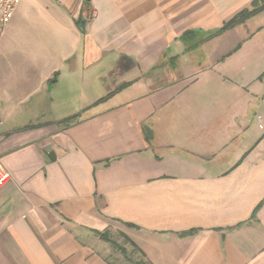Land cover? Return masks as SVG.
<instances>
[{"label":"crops","instance_id":"1","mask_svg":"<svg viewBox=\"0 0 264 264\" xmlns=\"http://www.w3.org/2000/svg\"><path fill=\"white\" fill-rule=\"evenodd\" d=\"M253 1L21 0L0 264H116L105 231L146 264H264V9L221 31Z\"/></svg>","mask_w":264,"mask_h":264},{"label":"rangeland","instance_id":"2","mask_svg":"<svg viewBox=\"0 0 264 264\" xmlns=\"http://www.w3.org/2000/svg\"><path fill=\"white\" fill-rule=\"evenodd\" d=\"M24 36H27L31 39V43L35 45L36 47H39L40 44H42V41H40L36 29H33V31L28 33L25 31ZM111 237L118 242L121 246L126 248V253H124L121 249L114 246L113 244H109L111 248V253L109 254V257H112L113 261L116 264H143L144 257L142 254L137 250L125 237V235H122L120 232H111Z\"/></svg>","mask_w":264,"mask_h":264},{"label":"trees","instance_id":"3","mask_svg":"<svg viewBox=\"0 0 264 264\" xmlns=\"http://www.w3.org/2000/svg\"><path fill=\"white\" fill-rule=\"evenodd\" d=\"M87 3L89 2V0H86ZM262 9H264V0H254L253 4H252V8H246L243 9L241 12H239L238 14H236L231 20H229L224 27L222 28L221 31H224L240 22H244L247 19L251 18L252 16L256 15L258 12H260ZM238 48V47H237ZM74 120L73 118H70L68 120H65L63 123H69L71 121ZM101 237L112 243L114 246L118 247L119 249H121L124 253H126V248H124L123 246H121L118 242H116L110 235L109 231H105L103 233H100ZM126 239L137 249L139 250V252L142 254L143 257H145V254L143 253V251L131 240L129 239L127 236H125ZM143 264H146L145 262H143Z\"/></svg>","mask_w":264,"mask_h":264},{"label":"built area","instance_id":"4","mask_svg":"<svg viewBox=\"0 0 264 264\" xmlns=\"http://www.w3.org/2000/svg\"><path fill=\"white\" fill-rule=\"evenodd\" d=\"M21 0H0V35L3 28L13 18ZM11 173L0 159V188L11 179Z\"/></svg>","mask_w":264,"mask_h":264}]
</instances>
